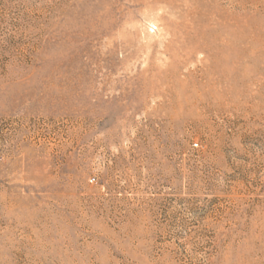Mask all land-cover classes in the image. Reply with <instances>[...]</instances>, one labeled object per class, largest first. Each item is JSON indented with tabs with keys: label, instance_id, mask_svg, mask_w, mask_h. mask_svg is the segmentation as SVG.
<instances>
[{
	"label": "rangeland",
	"instance_id": "1",
	"mask_svg": "<svg viewBox=\"0 0 264 264\" xmlns=\"http://www.w3.org/2000/svg\"><path fill=\"white\" fill-rule=\"evenodd\" d=\"M0 264H264V0H0Z\"/></svg>",
	"mask_w": 264,
	"mask_h": 264
},
{
	"label": "bare ground",
	"instance_id": "2",
	"mask_svg": "<svg viewBox=\"0 0 264 264\" xmlns=\"http://www.w3.org/2000/svg\"><path fill=\"white\" fill-rule=\"evenodd\" d=\"M196 18L202 19V17H199V16L197 17V16H194V15H193V18H191V19H194L195 20ZM174 22L177 24V22L175 20H174ZM178 22L181 23V25L182 24H186L188 22V17L186 18V16H181V19ZM186 30H187V26L183 27V29L180 32H179V29H178V31L175 32L176 34H173V36L177 37V35L180 34L183 31H184V33H186ZM199 34H200V30L198 28L195 29V31H194V37L199 36ZM200 36H202V35H200Z\"/></svg>",
	"mask_w": 264,
	"mask_h": 264
}]
</instances>
